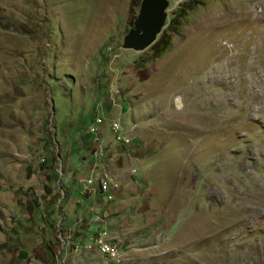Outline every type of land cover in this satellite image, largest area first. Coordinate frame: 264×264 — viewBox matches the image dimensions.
<instances>
[{"label":"rangeland","instance_id":"rangeland-1","mask_svg":"<svg viewBox=\"0 0 264 264\" xmlns=\"http://www.w3.org/2000/svg\"><path fill=\"white\" fill-rule=\"evenodd\" d=\"M169 1L157 56L142 0H0V264H106L102 222L118 264H264V0ZM98 107L129 148L91 155Z\"/></svg>","mask_w":264,"mask_h":264},{"label":"built area","instance_id":"built-area-1","mask_svg":"<svg viewBox=\"0 0 264 264\" xmlns=\"http://www.w3.org/2000/svg\"><path fill=\"white\" fill-rule=\"evenodd\" d=\"M104 117L103 115H96L94 123L91 125L89 133L93 137H95L94 145H93V151H94V157L98 158L99 155L103 154L102 151L105 150L106 144L104 145L105 141L102 140L100 135H103L104 129L102 128L104 125ZM111 130L114 134V140H116L118 143L123 145V139L125 138V134L123 133V127L118 122H111L110 124ZM89 182V183H88ZM90 184H92V180H87L85 185L83 186L82 194H90L91 191L95 190V187L93 190L90 189ZM106 186H104V192L108 191ZM110 232L107 227H105L103 230H101L98 234L97 239L95 240V243L93 245H88L87 248L90 250V254L99 253L98 256H101L102 259H106V252L108 251H115L117 255H120L123 251V246H120L118 242H115V239H110L109 236ZM72 238V236L67 235V231L63 230L61 227L58 228V241H59V248L57 257L60 258L59 262L61 260H65V251H67V247L69 245L68 239ZM125 253V251H123ZM61 264V263H60Z\"/></svg>","mask_w":264,"mask_h":264},{"label":"water","instance_id":"water-1","mask_svg":"<svg viewBox=\"0 0 264 264\" xmlns=\"http://www.w3.org/2000/svg\"><path fill=\"white\" fill-rule=\"evenodd\" d=\"M169 0H142L134 27L125 36L123 48L142 52L152 46L168 19Z\"/></svg>","mask_w":264,"mask_h":264},{"label":"clouds","instance_id":"clouds-1","mask_svg":"<svg viewBox=\"0 0 264 264\" xmlns=\"http://www.w3.org/2000/svg\"><path fill=\"white\" fill-rule=\"evenodd\" d=\"M169 9V8H168ZM166 22H167V20H166ZM100 111V112H99ZM104 112H106V110H105V108L104 107H98V113L97 114H101V115H103V117H104V125H103V129H104V132H103V135L105 136L106 135V133H105V131L106 132H108L110 135H113L114 136V134H113V132H112V130H111V126H110V124H111V122H118L122 127H123V129H126V125L121 121V119H113V118H108V116H104ZM96 114V115H97ZM96 115L94 116V119H93V122H92V124L94 123V120H95V117H96ZM91 124V125H92ZM91 125H90V127H91ZM90 127H89V130H90ZM103 135H100V137L102 138V140H104L105 138L104 137H102ZM106 137V136H105ZM86 138H88V141H89V143H90V145H91V149H93V145H94V140L93 139H95V137H93L92 135H90V133H89V131H88V133H87V136H86ZM105 141V143L104 144H106V146L108 147V144H109V142H107L106 140H104ZM129 148V145L128 146H126L125 145V148ZM91 155L94 157V151L92 150L91 151ZM95 158V157H94ZM129 158H131L130 157V154H129ZM94 178V177H93ZM95 179H97V177H95ZM88 180V179H87ZM109 180V179H108ZM81 183L83 184L82 185V190H83V186L85 185V180H82L81 181ZM112 183L109 181V186H110V188H109V190L108 191H103L102 189H100V187L98 188V189H96L95 191H96V193H110V190L112 191V189H115V187L117 188L118 186L117 185H111ZM92 191H91V193L89 194V196H92ZM100 225H102L103 226V228H102V230L105 228V223L104 222H102V223H100ZM107 227V226H106ZM108 228V227H107ZM100 230V229H99ZM109 230V229H108ZM123 251H125L124 249H123ZM123 251H122V253H123ZM126 252V251H125Z\"/></svg>","mask_w":264,"mask_h":264},{"label":"trees","instance_id":"trees-1","mask_svg":"<svg viewBox=\"0 0 264 264\" xmlns=\"http://www.w3.org/2000/svg\"><path fill=\"white\" fill-rule=\"evenodd\" d=\"M192 1V0H190ZM180 18H182L181 14H176V16L174 17L173 21L175 22L177 19L180 20ZM159 37V36H158ZM163 37H161L160 39L157 38L156 42L151 46V50L154 52V54H156L157 56H162V54L165 52V50H163ZM57 163V157L54 155L50 156V159L48 161H46V165L48 166L47 168L53 167L55 164ZM51 179V183H53V177H48ZM51 193H53L51 191ZM87 196H89V194H86ZM59 244V241H58ZM50 248H48V250L50 252L53 251L52 246L49 245ZM56 255V253H55ZM55 257V256H54Z\"/></svg>","mask_w":264,"mask_h":264},{"label":"bare ground","instance_id":"bare-ground-1","mask_svg":"<svg viewBox=\"0 0 264 264\" xmlns=\"http://www.w3.org/2000/svg\"><path fill=\"white\" fill-rule=\"evenodd\" d=\"M131 139H130V137L129 136H127V135H125V138L123 139V145H126V146H128V145H131V141H130ZM99 186L100 187V189H102L103 191H104V186H106L107 187V189H109L110 188V186H109V180L106 178V177H102L100 180H96V186ZM119 243V242H118ZM113 256V251H111V252H108V253H106V259H105V263L106 264H118V262H117V259L116 258H114V257H112ZM65 259H67L68 260V253H67V251H65ZM69 261V260H68ZM115 261V262H114ZM69 264V263H68Z\"/></svg>","mask_w":264,"mask_h":264}]
</instances>
